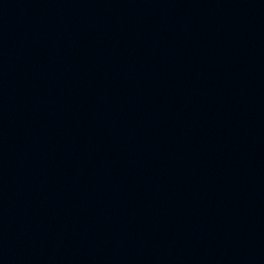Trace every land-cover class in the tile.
I'll return each instance as SVG.
<instances>
[{
    "label": "water",
    "instance_id": "1",
    "mask_svg": "<svg viewBox=\"0 0 264 264\" xmlns=\"http://www.w3.org/2000/svg\"><path fill=\"white\" fill-rule=\"evenodd\" d=\"M0 264H264V0H0Z\"/></svg>",
    "mask_w": 264,
    "mask_h": 264
}]
</instances>
